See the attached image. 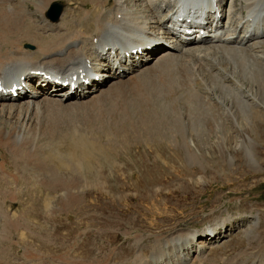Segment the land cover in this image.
I'll return each mask as SVG.
<instances>
[{"label":"bare ground","instance_id":"6f19581e","mask_svg":"<svg viewBox=\"0 0 264 264\" xmlns=\"http://www.w3.org/2000/svg\"><path fill=\"white\" fill-rule=\"evenodd\" d=\"M50 1L52 2L50 3ZM57 1L0 0V77L6 75L5 80L13 82L11 77L15 75L18 69L28 80H31L33 71H39L41 76L52 74L63 77L65 76L64 73L71 72L76 65L79 67L87 58L96 60L99 56H106L104 51L106 45L115 47L117 55L120 51L115 45L124 48L128 46V42L141 46L142 51L137 52L139 53L137 58L134 57L136 54L131 55L129 63H127L129 65L127 70L122 69L111 73L119 78L112 80L92 77L94 88L85 90L80 83V86L73 93H69L66 89L56 90L58 84H55L56 88H53L54 86L48 89L41 87L39 91L42 90L43 92L39 93L36 98L33 97V93H29L28 96L26 91L22 90L19 94H24L25 97L17 101L2 95L0 92V178L7 181L4 182L5 187L11 185L13 175L4 161V152L12 158L16 156V158L23 159L24 155L19 153L20 150L27 147L31 149L35 142L38 143L42 139L52 137L59 126L65 123L50 124L49 116L52 113L66 111L83 114L87 111L88 116L92 117L89 118L90 121H100L101 129L111 127L119 135L118 125L121 128L131 127L137 132H139L138 128L143 127L155 128L158 133L159 129L167 128L168 132L166 131L167 133L163 135L166 137L158 136L166 138L167 142L171 140V137L177 142L178 136L187 140L189 131L186 127L190 123L187 124L182 119L184 113H189L190 117L191 111L213 115L212 112L207 111L205 104L201 101L203 100V93H197V89L194 87L197 71L202 72L205 81L211 80L213 77L212 74H206V70L211 64L210 62L205 63V55L213 54L214 60H221V63L226 64L225 66L232 64L239 67L241 69L240 76L245 79L243 81L254 83L251 85L256 92V95L253 94L255 95L253 97L254 107L256 109L262 107L263 109H261L264 110V35L260 32L250 36H256L255 41L249 39L246 43L239 44H231L230 41H226L230 39L231 32L228 31L223 34L221 41H215L212 44H206L210 40L196 41L192 39L188 42H180L177 38L171 39V42H166L162 34L167 33L170 27V22L166 20V17L174 6L173 0H77L78 12L72 15L68 10V17L64 10L59 23L54 24V21L49 22L48 10L50 6H56ZM195 1L183 0L186 4H192ZM246 1V7L253 9L257 6L258 1L262 0ZM89 4L91 7H88ZM164 5L166 7L161 10ZM45 8L44 16L40 14L41 19L38 21L35 18L37 16L35 13H40ZM230 8L231 10L234 8L232 2ZM253 13L255 17H261L260 10ZM231 19L234 22V29H237V22L241 19L240 14L236 15L233 12ZM247 27L246 32L261 29L260 26ZM241 39L245 38L242 37ZM151 43H155L158 48L152 50L148 55L150 58L156 56L155 60L147 61L149 58H145V55L148 54V45ZM165 44H168L169 48L165 47ZM100 48L101 51H99ZM119 58L122 59V57ZM101 63L109 64L98 61L94 67L99 69ZM221 70L224 71L222 68ZM127 74H131L129 80L124 76ZM136 82L138 84H135ZM42 83L33 84L30 87L34 91ZM187 107L189 112L186 110ZM236 110L235 112H239L241 118L246 120L245 126L247 127H252L254 122L258 123L257 120L264 121L259 115H252L251 112L253 111L250 109L236 106ZM79 123L82 122L79 121ZM194 123L190 125V128L195 130L196 127H199L194 131L196 137L211 136L210 131L203 130L204 124L194 125ZM78 126V123L75 124V127L72 128L75 129L73 131L77 132ZM94 126L92 125V128ZM122 139L124 140V138ZM83 147L88 154L90 147L87 140L83 142ZM246 152L248 159L256 164L252 149L247 147ZM80 172L81 174L77 173L75 176L74 172L55 175L54 182H58L59 179V183L66 185L61 194L63 202L71 199L76 200V195H83L90 189H102L103 179L100 177V173ZM57 189V187L53 188V190ZM72 202H65L67 208L70 209L73 206ZM44 205L49 218H53L52 215L56 211L55 202L45 198ZM25 208L24 212L21 211L22 213L16 216L5 202H0V264H85L82 262L83 258L79 259V256H74L70 251L62 250L56 255H51L49 251L42 252L40 247L31 246L34 237L38 241L46 242V239L36 231L37 228L30 227V223L33 221L31 214L33 211L30 212L28 207ZM47 234H51V231ZM244 236L246 238L253 237L247 239L251 241L257 239L258 235L254 233V229L249 228L244 231ZM182 237L170 238L164 248L168 244L174 245V243L179 242ZM140 242L141 240H135L134 245L137 250L131 257L124 256L127 252L125 254H123L124 252L118 253L117 248H112V251L107 255L108 258L105 259L106 262H102V264H108L110 261H115L113 264H142L146 262ZM248 247L251 248L252 246L249 245ZM193 248V245H188V253ZM86 254L85 256H87ZM94 264H98V262Z\"/></svg>","mask_w":264,"mask_h":264},{"label":"rangeland","instance_id":"374dc122","mask_svg":"<svg viewBox=\"0 0 264 264\" xmlns=\"http://www.w3.org/2000/svg\"><path fill=\"white\" fill-rule=\"evenodd\" d=\"M63 2L65 5L66 2L68 4L65 8V13L68 17V10L72 15L78 12L79 6L77 0H66V2ZM88 7H91V5ZM46 8L41 10L40 13H35L37 15L35 18L38 21L41 19L40 14L44 16ZM53 23L58 24L57 22ZM212 55H205V63L210 62L211 64L206 70V74H212L213 80L211 78L212 81H205L206 79L204 80V75L201 74L202 72L197 71V74L195 73L197 80L194 87L197 89V93H203L204 96L201 101L205 104L204 106H206L207 111L212 112L213 115L211 113L206 115L203 112L194 113L191 111L190 117L189 113H184L182 119L187 124L190 123L186 127L187 131H189L188 138L187 140L186 138L183 140V137L181 139L178 136L177 142L172 137L168 142L166 138H163L166 137L163 135L168 132L167 128H164V130L159 129L158 133L155 128L143 127L144 129L138 128L139 132H137L131 129V127L125 126L121 128L118 125L119 135L116 130L111 127H106L105 129L110 131L112 138L108 142H105V149L99 156L100 163L96 162L94 166H89V162L83 160L81 161L83 162L82 165L68 166L65 173H61V175H64L74 172L75 176L77 173L81 174L80 171L86 173L98 172L103 179L102 189H90L86 191L83 197L84 199L82 201H76L80 202V204L76 203L73 206V211L71 208L67 209L70 212H68L66 215L67 218L64 221H69L70 223L62 222L61 216H52L53 218H49V214L46 211V214H48L47 218L57 221L55 227L53 223L49 224L40 220V211L43 210L45 212L46 208L44 200H42L41 204H30V206L22 207V212L25 211V207H28L30 212L33 211L31 212L33 221L30 223V227L32 226L33 229L37 228L36 231L46 239V242L38 241L34 237L31 246L40 247L42 252L49 251L51 255H56L62 250H67L74 256H79V259L83 258L82 262L85 264H94L96 262L102 264V262H106L105 259L108 258L107 255L112 251V248L119 249V246L123 245L124 242L119 243V240L113 239L104 240L102 244L108 243L111 244V247L104 248V252L102 251L101 254L93 255L91 251L88 252V249H84L92 232L90 229L83 230V228L89 225H98L99 222L103 223L104 233H109L107 235L112 236L119 234L120 239L123 236V241H125V238L128 239L126 236L131 234L129 240L134 239L133 235L137 233H141V235L152 233L153 236L160 233L161 230L167 231L169 229H176L184 234L190 229L195 228L198 222H206L211 215L221 214L225 207H229L240 210L242 212L241 216L245 217V220L242 222L243 226H250L242 228L236 236H232L223 242L213 254L220 255L221 258L224 254L226 255V260H230L232 255L238 251L240 252L239 256L248 253L247 258L255 257L252 251H257L264 244V121L262 123L261 120H257L258 123L254 122L251 125L252 127H247L245 126L246 120L241 118L239 112L235 111H237L236 106H240L247 110H252V115H259L264 119V110H262V107V109H256L254 107L255 101L253 97H255L256 92L251 86L254 83L243 81L245 79L240 76L241 69L232 64L225 66L226 64L221 63V60H214V56ZM186 110L188 111V107ZM78 113H69L66 111L52 113L49 116V122L50 124L65 122V125L73 128L80 121L90 129H92V125H95L94 127H98L99 129L102 128V125L99 123L100 121H90L92 117L88 116L89 113L87 114V111L83 114ZM194 118L195 120H193ZM68 123L74 125H68ZM192 123L194 125L204 124L203 130L210 131L211 136H207L206 138L205 136L196 137V132L194 131L199 127L193 130L190 128ZM103 139H108L105 134L103 135ZM184 141L185 143H183ZM247 147L252 149L256 164H253L248 159L246 155ZM90 154L91 150L86 156L88 157ZM4 157L10 160L7 153H4ZM189 157L191 159L188 160ZM21 177L18 182L22 179ZM59 182L58 179V182L55 183ZM0 195H3V193H0ZM62 202L63 197L60 196V199L55 202L54 208L56 209V206L58 207ZM7 207L16 216L19 215V211L12 210L8 205ZM253 210L260 214L261 220L254 216L251 217ZM86 216L90 217V220H84ZM232 219L234 217L230 215L224 216L220 220H216L208 228L230 224ZM257 219L260 221L258 229L253 227V225L251 226V224H256ZM83 220L82 227L81 223ZM81 228L83 231L80 232L79 239L77 238L75 240L74 245L71 248L66 246V244L64 245L63 239L69 237L75 238ZM249 228L254 229V233L258 235L257 239L250 241L247 239H252L253 237L246 238L244 236V231ZM92 229L94 235L92 241H90L86 248L94 252V250L96 251L95 244L100 238L96 234L99 230ZM50 231L51 234H47ZM171 235L176 238L181 236L173 232L167 239L164 238V241L160 240L157 248L153 247L151 250L143 244V239L145 238L141 237V250H143L145 255L144 260H147L146 257L151 253L156 252L155 256L160 255L158 254V249H164V245L168 240L173 238ZM161 238V236L158 237V239ZM182 239L183 237L179 241L180 244ZM129 240L125 242L126 246H128ZM179 243H174V245H179ZM249 245L252 247L249 248ZM81 247L83 248L81 249ZM77 249L79 252H77ZM251 249L252 251H250ZM136 250L135 248L131 252L124 251L122 253L125 254L127 252L124 256L131 257ZM93 258L95 259L93 260ZM237 263L243 264V261L237 259ZM208 264H215L214 259L211 258Z\"/></svg>","mask_w":264,"mask_h":264}]
</instances>
